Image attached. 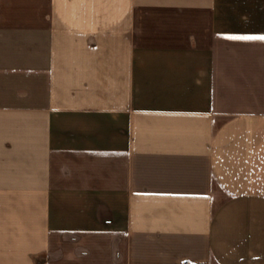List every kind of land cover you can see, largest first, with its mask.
Instances as JSON below:
<instances>
[{"label": "crops", "instance_id": "obj_1", "mask_svg": "<svg viewBox=\"0 0 264 264\" xmlns=\"http://www.w3.org/2000/svg\"><path fill=\"white\" fill-rule=\"evenodd\" d=\"M264 264V0H0V264Z\"/></svg>", "mask_w": 264, "mask_h": 264}, {"label": "built area", "instance_id": "obj_2", "mask_svg": "<svg viewBox=\"0 0 264 264\" xmlns=\"http://www.w3.org/2000/svg\"><path fill=\"white\" fill-rule=\"evenodd\" d=\"M182 264H199V263H192L190 260H184Z\"/></svg>", "mask_w": 264, "mask_h": 264}]
</instances>
